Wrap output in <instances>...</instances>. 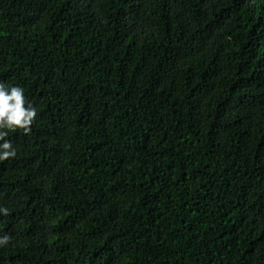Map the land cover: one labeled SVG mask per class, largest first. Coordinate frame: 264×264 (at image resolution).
Returning <instances> with one entry per match:
<instances>
[{
	"label": "trees",
	"instance_id": "trees-1",
	"mask_svg": "<svg viewBox=\"0 0 264 264\" xmlns=\"http://www.w3.org/2000/svg\"><path fill=\"white\" fill-rule=\"evenodd\" d=\"M0 81V264H264V0H0Z\"/></svg>",
	"mask_w": 264,
	"mask_h": 264
},
{
	"label": "clouds",
	"instance_id": "clouds-1",
	"mask_svg": "<svg viewBox=\"0 0 264 264\" xmlns=\"http://www.w3.org/2000/svg\"><path fill=\"white\" fill-rule=\"evenodd\" d=\"M37 115V108L29 102L22 87L0 81V162L17 155L12 142L7 139L9 132L20 130L25 135L30 134ZM0 212L9 214L6 207L0 208ZM10 239L9 235L0 236V246H7Z\"/></svg>",
	"mask_w": 264,
	"mask_h": 264
}]
</instances>
